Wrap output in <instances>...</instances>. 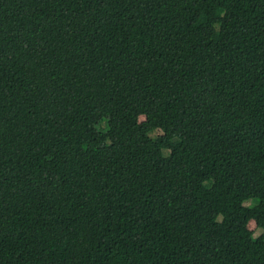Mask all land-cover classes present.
I'll return each mask as SVG.
<instances>
[{"label": "trees", "instance_id": "obj_1", "mask_svg": "<svg viewBox=\"0 0 264 264\" xmlns=\"http://www.w3.org/2000/svg\"><path fill=\"white\" fill-rule=\"evenodd\" d=\"M0 264H264V0H0Z\"/></svg>", "mask_w": 264, "mask_h": 264}, {"label": "rangeland", "instance_id": "obj_2", "mask_svg": "<svg viewBox=\"0 0 264 264\" xmlns=\"http://www.w3.org/2000/svg\"><path fill=\"white\" fill-rule=\"evenodd\" d=\"M157 135H158V133H157V134H154L153 136L155 137V136H157ZM253 205H254V201H253V200H251V201L245 203V206H247V207H252ZM262 233H263V229H260V230L258 231V233L256 234V236H260Z\"/></svg>", "mask_w": 264, "mask_h": 264}]
</instances>
